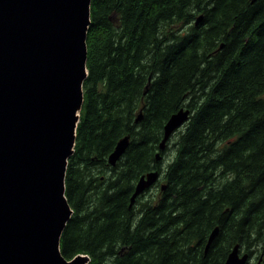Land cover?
<instances>
[{
  "label": "trees",
  "instance_id": "1",
  "mask_svg": "<svg viewBox=\"0 0 264 264\" xmlns=\"http://www.w3.org/2000/svg\"><path fill=\"white\" fill-rule=\"evenodd\" d=\"M192 1H91L89 74L75 153L66 177V196L74 211L61 238L66 259L84 252L90 256L89 264H104L109 258L110 264H190L192 255L186 258L185 252L172 244L174 234L165 225L161 227L171 219L154 216L174 191L173 180L177 198L169 215L176 220L182 237L189 223L195 235L216 226H220L219 239L224 231L229 232L221 256L215 253L214 242L207 252L201 249L195 264H223L229 253L227 245L243 239L236 217L247 212L256 198H264V0H213L211 11H218L223 19L217 25L224 40L219 41L223 49L218 53L211 50L213 38H205L199 53L201 41L193 38L196 34L178 36L181 40L165 36L167 28L195 18L185 10ZM150 53L157 61L149 62ZM206 71L216 75L213 82H204L199 96L197 87ZM190 95L194 98L188 107L197 103L178 142L175 159L164 171L168 187L163 200L146 206L136 220L137 199L131 202L134 186L125 192L122 183L147 172L150 163L144 164L145 160L155 161L152 150L146 153L135 145L137 131L143 129V140L154 136L157 143L159 134ZM139 108L140 121L135 116ZM225 123L231 126L221 129ZM129 135L132 143L120 160L111 164L110 155ZM223 139L229 142L226 146L232 144L230 151L208 167L220 166L232 173L233 179L223 182L215 194H206L202 186L209 170H202L208 158L206 153L201 158L199 155L207 142L211 140L212 145L214 140ZM238 148L241 151H234ZM119 164L124 172L106 178L97 201L90 204L93 179L86 180V174H100Z\"/></svg>",
  "mask_w": 264,
  "mask_h": 264
},
{
  "label": "water",
  "instance_id": "2",
  "mask_svg": "<svg viewBox=\"0 0 264 264\" xmlns=\"http://www.w3.org/2000/svg\"><path fill=\"white\" fill-rule=\"evenodd\" d=\"M91 1L0 0V264L85 261L80 255L67 261L61 252V235L73 214L66 174L75 153L88 76ZM183 119L165 133L162 149ZM128 145L129 137L119 141L109 158L112 164ZM55 162L53 198L50 183L47 206L48 177ZM151 182L141 177L132 203ZM219 231L216 226L205 252ZM238 247L228 262L236 264Z\"/></svg>",
  "mask_w": 264,
  "mask_h": 264
},
{
  "label": "rangeland",
  "instance_id": "3",
  "mask_svg": "<svg viewBox=\"0 0 264 264\" xmlns=\"http://www.w3.org/2000/svg\"><path fill=\"white\" fill-rule=\"evenodd\" d=\"M213 0H194L192 1L191 5L187 4L185 10H187L188 14H193L195 15L194 19L191 20H182L180 23L176 26L169 27L167 28L165 32V36H175L174 40H181L180 37L178 36H191L192 34H196V37L193 38H199L201 41L199 47H197L198 52L200 53L201 51V45H203V41H205V38L208 37L210 39L213 38V44H212V49L218 53L220 50L223 49V46L219 44V41H224L222 39V29H217L218 28V23H221L223 21L222 17H220V13L218 11H211L213 7ZM200 6V8L198 7ZM201 8H205L204 11H201ZM206 10H209L206 12ZM206 14V15H205ZM222 25V24H221ZM220 25V26H221ZM194 28H197V31H194ZM174 34V35H170ZM165 36H161L165 37ZM148 60L149 62L152 61H157V59H154L153 55L148 54ZM202 68L204 65H201ZM145 66H143L144 68ZM206 76L202 79H200V83L197 87V95L201 96L202 95V89L205 87L206 81H214L213 76L214 71L212 73H209V71L205 72ZM205 82V83H204ZM220 86V85H219ZM201 90V91H200ZM194 98V95H190L187 99V101L184 103L182 106L184 109H189L192 114L194 113L193 107L195 106V103L192 105V107H188V104L191 102V99ZM200 101V100H199ZM198 106V105H197ZM125 110H127L126 107H124ZM142 111V108H139L138 111L135 113V116H138ZM182 115L180 117H175L171 123V125L175 124L176 121L182 119L184 117L183 111L181 112ZM188 116V115H187ZM189 120V117H187V120L183 122V126L179 127L174 133L172 134V138H170L167 142L166 149L162 152L159 148V143L164 136V132L159 134V140L157 143H154V136L150 140H143V134L144 131L141 129V131H137L136 134V139H135V145L139 146V149H141L143 152L149 153L150 150L153 152V156L155 157L157 152H161L163 154V158L159 160V165L158 167H155L156 162L151 161L150 158L145 160L143 163L144 164H149V170L147 172H142L139 173L134 177V179L131 181V177L129 178V181H124L122 183L123 189L122 191L127 192V189L131 188V186L137 185L139 179L141 178L142 175L147 174L148 172L151 171H156L159 170L160 173L157 177H159L156 181L153 183L149 184L148 188L144 190L143 193L137 198L136 202V210H135V219L138 220L140 216L144 213L145 207L146 206H155L159 203L162 202L163 200V193L166 191L168 187V179L164 177V171L169 167V165L173 162L175 159V155L178 152V142L181 139L182 134L184 133L187 122ZM228 123L224 124V127L221 129H226L230 127ZM172 128V127H171ZM170 128V129H171ZM180 129V130H179ZM197 131V128H196ZM140 134L142 137H140ZM155 135V134H154ZM193 136V135H192ZM212 139V138H211ZM191 140V139H190ZM190 140L187 141L190 143ZM226 139L222 140H214L213 144L211 145V140L207 142L208 145L207 147H204L203 152L200 153L199 158H201L205 153L207 154V160L203 164V170L205 171L206 169L209 170L206 176L204 177V180L206 182L205 187L202 186L206 191V194L211 193L215 194L216 190L221 187V184L223 182H228L229 180L233 179L232 173H227L222 167L218 166L217 169L216 166L213 168H210V166L213 163H218L219 157H224L226 152L230 151V147L232 144L227 145L229 143L228 141L224 143ZM132 143L131 141V136L129 135V145ZM128 145V146H129ZM192 145V144H191ZM213 146L214 149L211 148ZM67 141L64 139V150L67 148ZM128 148V147H127ZM242 148V147H241ZM241 148H238L234 151H241ZM214 160L216 162H214ZM123 167L121 164L116 166L114 169L107 168L105 171L102 173H98V171H90L89 173L86 174V180H91L93 179L92 182V189L88 192V200L90 204H93L97 201L98 198V192L101 190V186H103L105 179L113 177L117 175L119 171L124 172L122 169ZM156 169V170H155ZM154 176H151V179H153ZM58 179H59V173L57 176V187H58ZM83 179V175H82ZM147 179V178H146ZM172 185L174 186V191L176 186L175 181L172 180ZM164 186V187H163ZM114 190V189H113ZM174 191L169 192L167 198L165 199L163 206L161 207L160 212H155V217H162L166 218L167 220H170L167 224L166 222L161 226L163 227L164 225L166 226L165 229L170 230L171 234H174L172 238V244H175L174 246H179V249L182 252H185V257L188 258L189 255H192V261H190V264H195L196 257H200L201 249L204 245L205 240L209 237L210 233L208 232V227H203L204 230L200 234H193V226H191V223L187 226V230L183 229L184 235L182 237V231H178L180 227L176 229L175 226L176 220H174L172 217L170 218V211L172 208H174V202L175 199L177 198L174 196ZM57 192V188H56ZM174 196V197H173ZM211 195L209 197L210 200H212ZM244 204L243 200L241 201L240 205ZM178 213V211H177ZM173 215H176V212H173ZM218 218V216H217ZM216 218V220H217ZM6 219V218H5ZM236 220H239L241 223V227L243 228L242 231V240L236 239L233 240L229 245H227L226 250L228 249L229 252H231L233 246L236 243H240V251L239 255L240 257H246L245 264H264V198H256L254 200L253 205L249 208L247 212H241L237 217ZM6 222L8 224V227L11 228L13 227V222L8 221L6 219ZM5 222V223H6ZM155 222H157V219H155ZM158 225V223H156ZM183 226H181L182 228ZM185 228V227H184ZM202 228V229H203ZM160 230L161 228H156ZM6 233L3 232V236ZM170 234V235H171ZM229 235L228 231H224L219 239V235H217L214 239V242L216 244V249L215 253L219 256H221L223 248L225 247L227 241L225 240L226 237ZM190 236V237H189ZM189 237L190 244L187 242V238ZM239 237V236H238ZM62 238V237H61ZM189 246L192 248V250L189 249ZM225 250V251H226ZM50 254L51 260L53 262L59 263V261ZM83 257L85 258V261L82 264H89V257L87 256L86 253H84ZM110 261H112L111 258L107 259L104 264H110ZM230 264V263H229Z\"/></svg>",
  "mask_w": 264,
  "mask_h": 264
},
{
  "label": "bare ground",
  "instance_id": "4",
  "mask_svg": "<svg viewBox=\"0 0 264 264\" xmlns=\"http://www.w3.org/2000/svg\"><path fill=\"white\" fill-rule=\"evenodd\" d=\"M67 72H68V74L69 73L71 74L72 69H68ZM52 146L55 148L56 147V144L54 143V144H52ZM56 166H57V163L55 162V165H53V166L51 165V168H50V173H49V177H48V185H47V190H46V194H45V197H46V205L47 206L49 205V202H50V191H49L50 183H51V197L53 198V180L52 179L54 178V175L55 174H52V168H55V172H56Z\"/></svg>",
  "mask_w": 264,
  "mask_h": 264
}]
</instances>
